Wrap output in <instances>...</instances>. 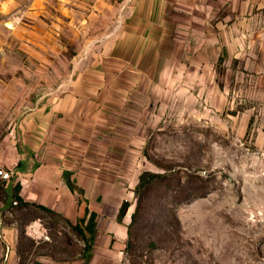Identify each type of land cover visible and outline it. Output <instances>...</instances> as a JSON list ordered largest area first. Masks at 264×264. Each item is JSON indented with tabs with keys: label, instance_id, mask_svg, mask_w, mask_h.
Here are the masks:
<instances>
[{
	"label": "crops",
	"instance_id": "crops-1",
	"mask_svg": "<svg viewBox=\"0 0 264 264\" xmlns=\"http://www.w3.org/2000/svg\"><path fill=\"white\" fill-rule=\"evenodd\" d=\"M67 1L66 23L79 24L85 44L64 61L70 72L59 89L23 114L10 152L1 155L12 177L1 179L0 264H83L92 213L96 233L87 264L121 261L147 140L169 119L178 127L210 116L207 107L223 85L217 69L229 53L224 39L244 35L236 23L247 24L249 5L79 0L80 17ZM29 208L38 213L16 215ZM58 240L68 249L56 247Z\"/></svg>",
	"mask_w": 264,
	"mask_h": 264
},
{
	"label": "rangeland",
	"instance_id": "rangeland-1",
	"mask_svg": "<svg viewBox=\"0 0 264 264\" xmlns=\"http://www.w3.org/2000/svg\"><path fill=\"white\" fill-rule=\"evenodd\" d=\"M64 1L0 0V159L23 114L59 89L64 61L85 44ZM66 3L80 14L79 0ZM246 9L247 24L236 23L244 35L224 39L221 93L201 104L210 116L178 127L169 119L149 136L123 257L105 264H264V0ZM4 196L0 179V209Z\"/></svg>",
	"mask_w": 264,
	"mask_h": 264
},
{
	"label": "trees",
	"instance_id": "trees-1",
	"mask_svg": "<svg viewBox=\"0 0 264 264\" xmlns=\"http://www.w3.org/2000/svg\"><path fill=\"white\" fill-rule=\"evenodd\" d=\"M143 176H144V172L141 174L140 180H142ZM17 202L19 205L24 204L22 200H20L19 198H17ZM126 207H127L126 204L122 206L121 211H120L121 215L125 212ZM85 229L88 234L84 236L85 247L83 251V259H84V264H87L91 257V250L93 247V241H94L95 233H96V217L94 213H92L91 216L89 217L87 226ZM77 230L79 232H82V229L80 228V226H77Z\"/></svg>",
	"mask_w": 264,
	"mask_h": 264
},
{
	"label": "built area",
	"instance_id": "built-area-1",
	"mask_svg": "<svg viewBox=\"0 0 264 264\" xmlns=\"http://www.w3.org/2000/svg\"><path fill=\"white\" fill-rule=\"evenodd\" d=\"M11 177H12V172L10 170L0 167V179L7 180L10 179Z\"/></svg>",
	"mask_w": 264,
	"mask_h": 264
}]
</instances>
